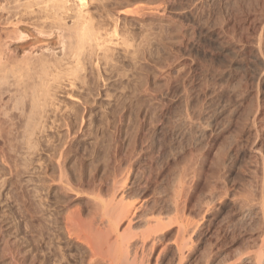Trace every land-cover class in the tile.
<instances>
[{
	"label": "rangeland",
	"instance_id": "374dc122",
	"mask_svg": "<svg viewBox=\"0 0 264 264\" xmlns=\"http://www.w3.org/2000/svg\"><path fill=\"white\" fill-rule=\"evenodd\" d=\"M51 2L0 0V69L7 68L6 79L0 81V114L6 112L0 115V244L39 241L41 254L55 252L48 264L62 258L61 264H86L80 245L52 241L63 201L69 200L71 209L80 202L81 210L89 212L90 207L82 199L86 196L56 187L46 145L66 144L73 158L68 169L75 163L74 169H84L81 174L87 180L107 181L119 171L117 163L111 167L114 158L153 144L158 149L150 165L154 183L137 189L139 197H155L160 209L172 200L180 203L177 211L166 207L165 216L187 221L186 239L191 243L185 257L177 259L174 223L162 237L168 247L158 264H264V0H87L86 21L82 18L98 36L92 38L94 33L88 41L93 49L83 45L86 51L80 53L73 32L81 23L75 3L65 0V9H60ZM255 44L261 55L252 52ZM68 61L75 67L77 63L79 73ZM60 64L76 75L70 70L69 79L62 77ZM51 69L62 75L59 80L50 75ZM42 81L47 82L43 91ZM39 86V96L45 91L43 97L48 98L39 97L40 104L46 102L45 109L41 106L45 113L31 145L20 114L29 111ZM179 183L186 188L182 184L180 200L174 198ZM163 196L170 201L164 204ZM56 197L62 203L57 204ZM72 203L78 206L72 208ZM9 253L3 252L5 260Z\"/></svg>",
	"mask_w": 264,
	"mask_h": 264
},
{
	"label": "bare ground",
	"instance_id": "6f19581e",
	"mask_svg": "<svg viewBox=\"0 0 264 264\" xmlns=\"http://www.w3.org/2000/svg\"><path fill=\"white\" fill-rule=\"evenodd\" d=\"M49 1V0H48ZM55 0L53 2V6L55 7L59 2ZM60 1V0H59ZM75 5H76V13H77V16L79 18H81V21L79 19V23L80 24H83L86 26H82L84 28H82V30L80 31L79 29L77 28H80V24L78 25L77 28H74L75 30L73 31V28L70 26L69 29H71V31L69 33H76V39H77V42L79 43L80 47H77L79 48V53H80V49H84V47H82L83 45L86 47L88 46L89 44H91L90 42L88 43L89 40H91V37L92 38H96L97 39V32H93V30L91 29H87L88 27V24L89 23H85L86 21V18L84 17V12H83V8L84 6L86 5V1L87 0H72ZM51 2V3H52ZM60 2H63L64 5H62L61 3H59L60 5V9H65V7L63 8V6H65V4L67 2H65V0H61ZM55 3V5H54ZM57 3V4H56ZM52 5V4H51ZM59 5L58 8H59ZM62 5V6H61ZM52 6V7H53ZM56 6V7H57ZM51 7V6H49ZM51 7V8H52ZM62 7V8H61ZM50 8V9H51ZM57 9V8H56ZM53 10V9H52ZM76 17V18H78ZM84 17L85 18V21L84 19L82 18ZM82 20L84 22H82ZM75 24V26H77V23ZM75 23V22H74ZM87 24V25H86ZM92 26V25H91ZM80 28V29H81ZM94 28V27H93ZM68 30V29H67ZM80 32H79V31ZM73 31V32H72ZM78 33H77V32ZM93 32V33H92ZM68 33V35L70 36V34ZM95 33V34H94ZM94 34V35H93ZM67 35V39H68V36ZM63 37V36H62ZM63 39V38H62ZM66 39V40H67ZM73 39V38H72ZM99 39V37H98ZM74 40V39H73ZM63 41V40H62ZM96 41V40H95ZM100 41V40H98ZM215 41V40H214ZM259 41V40H258ZM65 42V40H64ZM75 42V41H74ZM93 42H94V39H93ZM92 42V44L94 45V43ZM63 43V42H62ZM88 43V44H86ZM258 43V42H257ZM260 43V41H259ZM71 45V44H70ZM92 45V46H93ZM100 45V43H99ZM72 46V45H71ZM98 45L95 44V47H97ZM260 46V45H259ZM258 46V44H255L254 47H253V50L252 52H254L255 54H260V47ZM76 47V46H75ZM82 47V48H81ZM91 47V46H90ZM74 48V47H73ZM89 46L87 47V50H88ZM260 48V49H259ZM86 49V48H85ZM82 50V51H86V50ZM89 49H93V47L89 48ZM70 50L71 47H70ZM75 52V49L73 50V53ZM78 52L77 53H74L76 56L77 54L80 55ZM72 54V53H71ZM83 54V52L81 53V55ZM252 54V53H251ZM262 54V53H261ZM260 54V55H261ZM74 57V56H73ZM78 57V56H77ZM257 57V56H255ZM254 57V59H255ZM71 58V57H70ZM75 58V57H74ZM79 58V57H78ZM1 59V58H0ZM81 60V59H79ZM74 61V60H72ZM72 61H68L66 64H70V62ZM75 61H76V58H75ZM264 61V60H263ZM1 62V60H0ZM78 63V61H76ZM61 63V62H59ZM77 63H76V67L79 66V64L81 63L79 61L78 63V66H77ZM44 64V63H43ZM43 64L42 67H45ZM64 63V65H66ZM68 64V65H69ZM255 64V63H254ZM46 65V64H45ZM56 65V64H55ZM62 65V64H60ZM73 65V63L71 64ZM71 65H69V68H74L75 71L77 73L78 72V69H76V67L73 65L72 67H70ZM57 67L59 66L58 64L56 65ZM3 66H0V68H2ZM67 68V65L64 66V68ZM80 67V66H79ZM64 68H63V65H62V70L64 71ZM65 68V70H66ZM4 69V68H3ZM0 69L2 75H0L1 77V82H2V77L3 79H6L7 75H5V69L7 71V68L5 67V69ZM47 69L49 70V68L47 67ZM46 68H44V70H47ZM58 69H60L58 67ZM43 70V68L41 69ZM52 70V69H51ZM50 70V71H51ZM71 70V73L72 75L71 76H75L76 74L73 73L75 72L73 70L72 72V69ZM69 70V72H70ZM81 70V68H80ZM10 71V70H9ZM55 71V69H54ZM59 72V70H57ZM61 71V70H60ZM4 72V73H3ZM42 72H45V71H42ZM62 72V71H61ZM65 73H63V76L62 75H59L60 77H64V74L65 76L68 77V73H66V71H64ZM11 73V72H10ZM36 73V72H35ZM52 73L53 74H50V75H56L58 76L55 72H53L52 70ZM7 74V73H6ZM9 74V73H8ZM60 74V72H59ZM62 74V73H61ZM68 74V75H67ZM75 74V75H73ZM4 75L6 77H4ZM36 76L38 74H35ZM35 75H34V78H35ZM44 75V74H43ZM42 75V76H43ZM78 75V74H77ZM262 75V74H261ZM20 76H18L17 80L20 79ZM32 76V75H31ZM41 76V75H40ZM41 76V77H42ZM46 76V74H45ZM56 76L54 78H56ZM58 76V80H59V77ZM70 76V77H71ZM33 77V76H32ZM30 77V78H32ZM47 77V76H46ZM45 77V78H46ZM68 77V79L70 78ZM78 77V76H77ZM262 77V76H261ZM22 78V76H21ZM29 78V79H30ZM39 78V76H38ZM44 79V77H42ZM27 78L26 81L29 80ZM36 80H38L37 78H35ZM42 79V80H43ZM67 79V80H68ZM261 79V78H260ZM8 80V79H7ZM35 80V81H36ZM47 80V79H46ZM49 80V79H48ZM47 80V82H48ZM52 80V79H51ZM56 80V79H55ZM75 78L72 77L71 78V82L73 81L74 82ZM6 81V80H4ZM3 81V82H4ZM21 80H19L20 82ZM41 81V79H40ZM18 82V84L21 86L22 84H20ZM39 82V81H38ZM47 82H41V83H44L43 84V87L41 86V89L44 88V85L47 86ZM55 82V81H54ZM8 83V81H7ZM16 83V82H15ZM29 83V82H28ZM28 83L26 82L25 85L28 86ZM34 80L33 82H31L32 86L29 84V88L31 86V90L29 91V94H31L32 92V89L34 87ZM37 83V81H36ZM1 84V83H0ZM5 84V82H4ZM48 84H50L48 82ZM16 85V84H15ZM41 85V84H40ZM1 86V85H0ZM36 86V85H35ZM18 88V86H17ZM20 88V87H19ZM35 88V87H34ZM28 88H25V90H27ZM40 89V86H39V89H37V91L35 90L34 93H32V95L34 94V98H32L31 96V101H30V105H29V111L28 110H25L20 114L23 116L24 119H26L25 121V133H28V135H26V143L27 144H33L34 145V139H31L32 137H37V136H33V131L37 130V123H39L43 113H45V110L44 112L42 111V108L41 106L44 108V105L46 104L45 103H42L40 104L42 101L39 100V97L43 94V90L41 91ZM46 89V87H45ZM49 89V88H48ZM259 89V88H258ZM2 90V89H1ZM21 90V89H20ZM20 90H18L20 92ZM257 90V89H256ZM24 91V89H23ZM27 91V92H28ZM40 91V94L38 93ZM47 91V90H46ZM15 92V91H14ZM18 92V93H19ZM25 92V91H24ZM23 92V93H24ZM42 92V93H41ZM257 92V91H256ZM1 93V92H0ZM17 93V91H16ZM22 93V92H21ZM22 93V94H23ZM15 94V93H14ZM17 95V94H16ZM19 95V94H18ZM28 95V93H27ZM40 95V96H39ZM44 95H48V92L45 93L44 91ZM43 95V96H44ZM0 96H3V94ZM21 96V94H20ZM41 99H45V97H43ZM23 97V96H22ZM25 98V97H24ZM27 98V97H26ZM25 98V99H26ZM29 98V97H28ZM48 98V97H46ZM1 99V97H0ZM188 100V99H186ZM29 101V100H28ZM1 102V100H0ZM48 102V101H47ZM29 104V102L27 103ZM44 104V105H43ZM26 105V104H25ZM47 106V105H46ZM187 106V105H186ZM189 106V105H188ZM26 107V106H25ZM28 109V108H27ZM45 109V108H44ZM188 109V108H187ZM22 111V110H21ZM29 113L28 115H26L27 113ZM43 112V113H42ZM2 113H5L6 112H2ZM1 113V114H2ZM0 114V115H1ZM4 115V114H3ZM18 115V114H17ZM189 115V114H188ZM2 116V115H1ZM5 116V115H4ZM12 116V115H11ZM14 117V116H13ZM17 117V116H16ZM44 117V115H43ZM185 117V116H184ZM18 118V117H17ZM22 118V117H21ZM82 118V117H81ZM20 119V118H19ZM185 118H183L184 120ZM21 120V119H20ZM81 120V119H80ZM191 120V119H190ZM23 121V120H22ZM43 121V120H42ZM82 121V120H81ZM80 121V122H81ZM41 122V121H40ZM83 122V121H82ZM81 122V124H82ZM92 122V121H91ZM183 123V122H182ZM189 123V122H188ZM80 124V125H81ZM42 125V124H41ZM67 125V124H66ZM23 127V129H24ZM178 127V126H177ZM186 127V126H185ZM184 127V128H185ZM81 129V127H79ZM182 128V127H181ZM41 130V129H40ZM69 129V124H68V129ZM82 131V130H81ZM72 132V131H70ZM76 132V131H75ZM75 132L73 131V133H71L72 135H76ZM68 133V132H67ZM77 133V132H76ZM23 134V135H24ZM39 134V133H38ZM70 134V133H69ZM40 135V134H39ZM68 135V134H67ZM69 137H67V139H69L71 136L68 135ZM77 136V135H76ZM43 138V137H42ZM41 138V139H42ZM73 138V136L71 137ZM74 139V138H73ZM36 140V139H35ZM39 139H37V141H39ZM68 141V140H65V142ZM71 141V140H70ZM41 142V141H40ZM64 142V141H61L60 144ZM31 144V145H32ZM43 144V142H42ZM54 144V143H53ZM52 144V145H53ZM63 144V143H62ZM61 145H58L59 147H56V143L55 145L56 146H47L46 145V149L43 150L45 152H48L49 154V162L46 161V164L47 162L49 163V166L51 168V175L52 177L55 176V174L57 175L56 178L58 179H55L57 180L56 183H59L58 188L62 189L64 192H69V193H74L76 195H83V196H86V197H83L82 199L84 200V203L89 207H90V211L89 212H85L83 210H81L82 208H79L80 204H82L80 202L79 206L76 207L75 209H71L69 205H66V203L69 201L66 202L63 201L64 203L61 204V206L57 209L59 211H57L56 213H59L60 215V218H55L54 222H53V226H55L53 228L54 231V234L52 232V235L54 237H51L53 240V243L54 241L56 242V240H64V243L66 245L68 244H74V243H77L78 245L81 246V248L84 250V254L87 258V260L85 261L86 264H158L159 260L162 258L163 256V253L165 254V248L168 247L167 245V241H164V239L162 237H165V232L166 230H168V228L170 229L174 225V223L177 225L176 227V235H177V239L175 240V244H174V248H175V251H176V254L178 255L177 256V259L179 257L183 259V255H186L184 254L185 251L187 250H190L188 249V247L191 245H189V239H186L188 236V234H190L188 232L187 234V224L186 222L187 221H183L182 219L179 218V220L177 219L178 216L176 217H171L173 216L171 214V216H165V213L167 212L166 207H170L172 206L175 211H177V208L180 207L179 204L177 203V201L175 200H172L174 201L173 204L168 202V204L165 206L164 204H166L167 202L165 201V199L167 201H170L168 200L166 197L164 198V200L162 202H164V207H162L161 209L157 206L159 203L156 201V200H153L155 197H152V201H147V197L146 199L142 198V197H139V194H138V190L139 188L141 189V187L143 185H148L150 180V173L152 174V172L150 171L152 169V167L150 168V165L151 162L153 163V161H155V156L157 154V147L154 146L153 144H149V146L147 147V150L143 149L142 146L139 145V148H136L134 147V150L132 149L131 152L129 151V153H127V155L124 156V158H114V156L116 155H113V164H112V168H113V165L115 163H117L116 165V168L118 167L117 170L119 171H114L113 173V176L111 177L110 179V176L109 178L107 179H110V180H99L96 181L94 177H91L90 176L88 177L89 179L87 180L86 178H84L81 174V172L84 170L81 171V168L79 169L80 171H78V168L74 169L77 165H72L73 169L71 171V166L69 165L70 162L72 161V156L71 154H69V150L68 148H66L64 145L66 144H63V146ZM71 144V143H69ZM31 145H27V146H31ZM26 146V144H25ZM145 147V146H144ZM70 148V147H69ZM72 148V147H71ZM35 150V149H33ZM38 151V150H37ZM41 151V150H39ZM43 151V152H44ZM72 151V150H70ZM32 153V152H31ZM43 154V153H42ZM46 154V155H48ZM74 154V153H73ZM38 155V154H37ZM45 155V154H44ZM45 155V156H46ZM108 155V154H107ZM47 157V156H46ZM107 158V157H106ZM76 160V159H74ZM111 160V159H110ZM45 161V160H44ZM78 161V160H76ZM107 161V160H106ZM109 161V160H108ZM107 161V164L109 163ZM80 162V161H79ZM72 164V163H71ZM77 164V163H76ZM156 164V163H155ZM68 165L70 166V168L68 169ZM81 165V164H80ZM109 165V164H108ZM78 166H79V163H78ZM107 166V165H105ZM45 167V166H44ZM47 167V165H46ZM45 167V168H46ZM80 167V166H79ZM108 167V166H107ZM106 167V168H107ZM47 171L50 172V170L48 168H46ZM108 169V168H107ZM115 169V167H114ZM44 170V168L42 169ZM70 170V171H69ZM76 170V171H75ZM75 171V172H74ZM106 171V170H104ZM112 171V170H111ZM111 171H110V174H111ZM148 171L149 172V175H148ZM42 173H45V170L44 172L42 171ZM83 173V172H82ZM109 173V171H108ZM49 174V173H48ZM86 174V173H85ZM47 175V174H46ZM95 175V174H94ZM88 176V175H87ZM92 176V174H91ZM105 176V175H104ZM108 176V175H107ZM152 176V175H151ZM43 177V176H42ZM46 178V177H44ZM55 178V177H54ZM156 178V177H155ZM48 179V178H47ZM181 179V177H180ZM179 179V180H180ZM59 180V182H58ZM42 181V180H41ZM44 181V180H43ZM47 181V180H46ZM54 181L53 178L50 177V180H49V184H51L52 182ZM153 182V180H151ZM182 182V181H181ZM180 182V183H181ZM42 183V182H41ZM154 183V182H153ZM177 185V187L174 189L175 191V194H174V198H175V195H178V199L180 197H183V196H179L181 194H183V185L181 184L180 185ZM47 184V188L48 189H53V187L51 185ZM178 184V183H177ZM43 185V184H42ZM54 185V184H53ZM149 186L151 187V185L149 184ZM148 186V187H149ZM147 188V186H144ZM143 188V187H142ZM184 188H185V185H184ZM138 189V190H137ZM145 189V188H144ZM143 189V190H144ZM186 189V188H185ZM148 189H146L147 191ZM151 190V189H149ZM155 190V189H154ZM153 190V192H154ZM158 190V189H157ZM145 191V190H144ZM156 191V190H155ZM169 191V190H168ZM41 192H44L43 190ZM141 192V190H140ZM143 192V191H142ZM151 192V194L153 193ZM170 192V191H169ZM46 193V192H45ZM144 193V192H143ZM146 193V192H145ZM156 193V192H155ZM160 193V192H159ZM164 193V192H163ZM162 193V194H163ZM166 193V192H165ZM174 193V192H173ZM67 194V193H66ZM73 194V195H74ZM170 194V193H168ZM53 195V194H52ZM55 195V193H54ZM65 195V194H64ZM141 195V193H140ZM144 195V194H142ZM154 195V193H153ZM158 196H160L159 194H157ZM167 195V194H165ZM58 196V195H57ZM66 196V195H65ZM148 196V195H147ZM151 196V195H149ZM52 199H53V196H51ZM63 197V196H62ZM73 196H71V199H72ZM162 197V196H161ZM69 198V197H67ZM75 197H73L74 199ZM76 198H78V196H76ZM81 198V197H80ZM131 198H134L131 200ZM149 198V197H148ZM171 198V196L169 197ZM173 198V199H174ZM42 199V198H41ZM45 199V198H44ZM70 199V198H69ZM70 199V201H71ZM162 199V198H161ZM172 199V198H171ZM57 201V197L55 199ZM150 200V199H149ZM160 200V199H159ZM180 200V199H179ZM46 201V200H45ZM44 201V202H45ZM52 201V200H51ZM59 202L62 203V201L59 199L56 203L59 204ZM74 202V201H73ZM180 202V201H178ZM184 202V200H183ZM54 203V202H52ZM69 203V202H68ZM67 203V204H68ZM186 203V202H184ZM56 204V205H57ZM48 205V204H47ZM73 205V203H72ZM71 205V206H72ZM75 204L72 206V208L74 206H76ZM84 205V204H83ZM161 205V204H160ZM49 206V205H48ZM52 206H55V203L54 205ZM85 206V205H84ZM51 207V206H50ZM185 207V206H184ZM54 208V207H53ZM172 208V210L174 211V209ZM181 208V207H180ZM52 209V208H51ZM86 209V208H85ZM164 209L165 212L164 213V216L165 217H162L163 213H162V210ZM171 209V208H170ZM171 210V212H173ZM53 211V209H52ZM55 211V209H54ZM170 211V210H169ZM175 211L173 212L174 214L178 213ZM170 212V213H171ZM54 213V212H52ZM51 213V214H52ZM84 213H87L84 214ZM31 214V213H29ZM167 214V213H166ZM182 214V212H181ZM180 214V217H182V215ZM53 215V214H52ZM54 215H58V214H54ZM58 215V216H59ZM184 215V214H183ZM32 216V214H31ZM175 216V215H174ZM55 217V216H53ZM184 217V216H183ZM2 218V217H1ZM33 219V218H32ZM54 219V218H53ZM52 219V220H53ZM185 219V218H184ZM2 221V220H0ZM5 221V220H4ZM6 222V221H5ZM8 222V221H7ZM2 223V222H1ZM52 224V222H51ZM11 226V225H9ZM8 226V227H9ZM7 227V226H6ZM0 229H1V226H0ZM5 229V228H4ZM2 230V229H1ZM10 230V229H9ZM8 230V231H9ZM52 230V229H51ZM12 231V230H11ZM6 232V231H5ZM1 233V232H0ZM3 233V232H2ZM9 233V232H8ZM15 233V231H14ZM10 234V233H9ZM11 235V234H10ZM15 235V234H14ZM9 236V235H7ZM13 234L10 236L12 237ZM187 236V237H186ZM4 238V237H2ZM6 239V238H5ZM8 239V238H7ZM6 239V240H7ZM19 239V238H18ZM21 240V239H20ZM19 240V241H20ZM169 240V239H167ZM189 240V241H188ZM1 241V240H0ZM13 241V240H12ZM11 241V242H12ZM170 241V240H169ZM168 241V243H169ZM59 242V241H58ZM56 242V243H58ZM172 242V241H171ZM170 242V243H171ZM5 243V242H3ZM174 243V242H172ZM64 244V245H65ZM55 248V247H54ZM160 248V250L158 251L155 259L153 260L154 262L151 263V259L153 258V255L155 254V252ZM50 249V248H49ZM60 249V248H58ZM57 250V249H55ZM64 250V249H63ZM62 250V251H63ZM167 250V249H166ZM5 251H9V261H10V264H48L49 261L51 260L52 256H55V252L53 254L50 255V253H46V254H41V246L39 244V241H36V243H28V242H24V243H15V240H14V243H5V244H0V264H3L4 262L3 261H8V260H5L4 258V255H3V252ZM53 251V250H52ZM58 251V250H57ZM60 251V250H59ZM61 251V252H62ZM168 251V250H167ZM167 253V252H166ZM80 254V253H79ZM83 254V255H84ZM8 255V254H7ZM5 255V257L7 256ZM57 255V253H56ZM81 255V254H80ZM82 255V258L84 257ZM188 255V254H187ZM58 256V255H57ZM56 256V258H57ZM165 256V255H164ZM256 256V255H255ZM257 259H260V257L262 258L261 255H257ZM62 258V256H61ZM66 258V257H64ZM68 258V257H67ZM66 258V259H67ZM81 258V260H83ZM60 259V258H59ZM58 259V260H59ZM63 259V258H62ZM61 259V260H62ZM85 259V257H84ZM60 260V261H61ZM64 260V259H63ZM69 260V259H68ZM262 260V259H261ZM260 260V262H262ZM60 261H57V264H61L62 262ZM84 261V260H83ZM161 261V260H160ZM178 261V260H177ZM6 264V263H5Z\"/></svg>",
	"mask_w": 264,
	"mask_h": 264
}]
</instances>
